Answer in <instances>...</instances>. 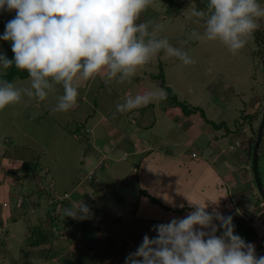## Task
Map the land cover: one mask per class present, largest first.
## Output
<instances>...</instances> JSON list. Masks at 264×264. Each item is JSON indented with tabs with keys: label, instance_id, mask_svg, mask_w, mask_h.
<instances>
[{
	"label": "rangeland",
	"instance_id": "374dc122",
	"mask_svg": "<svg viewBox=\"0 0 264 264\" xmlns=\"http://www.w3.org/2000/svg\"><path fill=\"white\" fill-rule=\"evenodd\" d=\"M200 3L201 0H174L169 7L165 2L154 0L153 5L141 14L138 23L151 20L161 25L157 33L158 38L166 37L173 46L177 47L179 46L178 41L187 40L185 49L195 63L185 65L179 59L168 57L162 51L148 64L139 68L136 76L139 77L141 69L156 74L163 69L167 85L174 90L178 100L189 106L203 108L206 118L201 112L187 115L178 105H173L171 110L164 112V122L168 121L167 117L181 122L179 129L187 139L184 150H187L189 154L192 150L200 148L211 149L210 143L219 144L221 150L223 147L225 150L242 148L241 150L250 151L264 114V53L253 34L247 39L245 47L235 55L220 41L204 39L201 35L203 33L202 24L196 25L189 19L192 8L206 10V5ZM260 4L264 7V2ZM5 13L11 18L14 14L16 15L15 10L0 11V36L5 32V26L2 24ZM258 24V28L264 30V19H260ZM0 53L8 55L9 59H14L12 42L0 40ZM7 70L0 68V73H6ZM155 78L157 83L161 82V79ZM132 80L124 83H117L115 80L101 81V77L90 81L81 80L77 105L67 113H53L52 111L58 102V97L63 94V87L59 85L56 86L57 90L50 93L44 101L23 96L20 103L0 110V226L8 230V233H5L8 239L6 245L0 244V264H59L45 253L57 249L65 250L66 243L72 238H76L79 252L74 254V261L70 262L71 264H125L122 258L127 250L121 247L125 245L123 240L132 242L134 247L132 248L136 250L145 234L155 238L157 232L153 231V225L168 223L173 218H184L194 210L189 206L188 198L202 203L207 200L217 201L216 203L209 202L207 211L212 212L213 209H218L224 216L231 215L235 228L245 221L254 225L257 232L260 233L262 230L264 232V199L259 197L261 194L256 183L253 159L250 161L248 159V163L245 162L243 153H239V157L233 159L235 164L231 174L227 175L223 169L217 172L220 175L219 180L224 182L223 185L227 181L230 188L227 191L223 189L225 193H222V197L227 199L214 196L212 187H214L217 175L207 170L201 171L187 160L182 165V173L178 171L177 166L171 167L174 173L178 172L181 179L186 178L187 181L185 185L181 183V187L186 188L185 191H182L179 199H174L177 203L182 202L180 205L183 207L176 208L178 211L172 209L168 212L169 208L162 207L160 202L155 208L153 201L145 207L151 196L140 195L138 213L134 215L136 207L132 204H125L122 197L126 194L117 184L120 179L127 183L136 182L134 183L136 186L131 185L133 188L128 186L130 190L132 189V194L136 196L135 191L139 192V186L142 187L141 182H143V174L140 173L141 179H139L137 173L133 172L136 166L129 160L118 159L125 153L124 150H134L131 146L134 137L140 135L144 138L148 135H144L147 132L142 127V122L137 125L132 123L129 117L133 118V113L129 116V112L122 114L116 112V105L123 103L126 98L123 95L126 88L133 87L135 94L143 93L137 90L139 86ZM12 82L17 88L30 87L29 77L16 76ZM100 85H104L101 90L98 88ZM156 89L159 88L153 86L148 90ZM165 92L169 97L161 100V104L165 106L169 103L174 104L175 96L169 91ZM103 115H106L104 117L109 122L106 128L95 125L96 120ZM223 121L227 124L224 125ZM221 122L223 123L220 124ZM160 124H157L154 129L158 133L164 130ZM199 125L202 131L197 129ZM228 128L230 133L223 135ZM118 133L123 138L118 140ZM237 140H240L241 146L231 149V144ZM192 141L199 145L197 149L192 148ZM115 143L119 144L116 148L117 154L113 155V152L109 151L107 155L110 157L104 158V152L101 150H110ZM259 155V168L264 184V132L259 146ZM129 159L131 160L130 157ZM99 163H103L100 168L97 166ZM96 167L98 170L92 179L89 178V172ZM94 183L109 189L103 202L107 206L108 216L104 220L105 225L113 219H117L120 224L118 235L113 233L111 236L114 238L112 241L105 238L112 232L104 234L102 232L98 234V238L94 235L96 214L71 223L70 231L61 235L60 238L59 232H56L58 226L53 229V224H47L48 221L51 222L50 218V220L46 218L45 225L43 222L41 224L38 214L50 212L53 209L54 200L46 201L41 198L39 202L41 207H33L34 201L40 198L39 189L45 187L54 189L55 186L54 193L61 196L68 194L65 197V202L68 203L70 194L76 197L77 192L75 191H78L81 186L87 191L86 197L81 196L84 199L82 201L87 203L96 196L97 189L91 188ZM31 186H35L36 192L28 195L27 192ZM21 191H23L26 211L17 208V201L22 195ZM111 199L114 204L112 203L113 205L109 208L108 203ZM4 202H7L8 206H4ZM114 205L127 207L128 217L119 218L115 211H111ZM180 209L184 210L179 212ZM57 212H61V209L58 208ZM58 213L54 211L52 214L55 220L61 215ZM86 220L87 223L84 224ZM39 223L42 226L40 230L49 233L48 240L33 244V239L30 237L36 235L37 238L38 235L30 236L28 233L29 230L35 231L33 233L38 232L39 229L35 230V227L39 226ZM214 223L218 225L219 221H214ZM204 230L208 231V229ZM217 235H219L218 232ZM250 243L255 246L260 245V241ZM5 249L8 250L7 253H4ZM256 255L259 257L261 253ZM59 256L62 259L63 255L59 254ZM119 258L122 259V263L117 260ZM62 260L65 261V259ZM70 263L67 262V264Z\"/></svg>",
	"mask_w": 264,
	"mask_h": 264
},
{
	"label": "clouds",
	"instance_id": "9594fccd",
	"mask_svg": "<svg viewBox=\"0 0 264 264\" xmlns=\"http://www.w3.org/2000/svg\"><path fill=\"white\" fill-rule=\"evenodd\" d=\"M153 2L0 0V11H16L0 36V40L12 42L14 59L0 53V68L15 65L30 78V87L22 89L0 80V110L20 103L23 96L44 101L62 85L63 94L52 111L67 113L77 105L79 81L101 77L131 82L137 70L162 51L185 65L194 64L185 49L187 40L173 46L168 38H158L160 24L151 20L138 23ZM189 19L202 24L204 39L220 41L235 55L258 29L264 7L258 0H208L206 10L192 8ZM166 99L163 89L128 95L116 105V112H130ZM188 202L193 211L184 218L153 225L157 236L145 234L125 264H264V256L256 255L255 245L235 234L231 215L224 216L218 209L207 211L209 202L217 201L202 203L188 198ZM90 212L84 201L64 210L66 217L74 219H86ZM220 229L223 232L217 235Z\"/></svg>",
	"mask_w": 264,
	"mask_h": 264
},
{
	"label": "crops",
	"instance_id": "0c3cea01",
	"mask_svg": "<svg viewBox=\"0 0 264 264\" xmlns=\"http://www.w3.org/2000/svg\"><path fill=\"white\" fill-rule=\"evenodd\" d=\"M155 74L156 73L145 71L144 69L142 71V69H141L139 72V77H137L135 75L134 78H132L133 79L132 81L134 82V84L136 83V85L139 86L137 90L139 92L143 91V93H145L147 91H150L148 89H151L153 86L158 87L159 89H163L160 85V82L157 83L155 81L156 80V78L154 77ZM102 80L104 81L107 79L101 78V81ZM166 83H167V81H166ZM82 86H83V84H82ZM103 86L104 85L98 86L99 90L104 88ZM116 86L119 87L118 85H116ZM164 91H166V90H164ZM129 92L131 94H129ZM137 94L138 93H136V94L134 93L133 87H131V88L128 87V88H126V91L123 95H124V97H126L128 95L135 96ZM168 97H169V95H167V98ZM161 102L162 101H155V102L149 103L147 106H144V107H141L138 109H134V110L129 112L130 113L129 116L132 113L134 114L133 118H132V116L129 117V118H131L132 123L137 125L139 122H142V124H143L142 127L145 128V131L147 132V133H144V135H146V134H148V135L144 136V138H142V136H140V135L134 137V139L132 140V145H131L134 150H129V151L124 150L125 153L121 157H119V158L117 157L118 159L129 160V162H131L134 166H136L133 168V172L137 173V175L139 176V179H141L140 173L143 174L142 175L143 182H141L142 187L139 186V188H140L139 192L135 191V193H137L136 196H134L132 194V191H131L132 189L130 190V188L128 187L131 185L134 186L135 185L134 183H136V182L130 181L127 183V181L124 182L122 179L117 181V184L119 186H121V190H123L126 194L124 197H122V199L126 202L125 204H129V205L132 204L133 206H135L136 209H135L134 215H136L138 213V209H139V205H140V200L138 199V197H140V195H142V196L147 195V196H151L150 197L151 199L149 198V200L146 202L145 207H148L147 204L149 202L153 201L152 204L155 208H156V204L160 202L159 204L162 207H164L166 209L169 208V209H167V210H169L168 212H170L172 209H175V211H178V209H176V208H180V206H181L180 204H182V202L179 203L180 202L179 201L177 203V201H174V199L175 198L179 199V196H180V194H182V191H185L184 189H186V188L181 187V183H184V185H185V184H187V181H186V178L181 179L178 172L174 173L172 171V168L177 166L178 171H181V173H182V169H183L182 165H184V162L186 163L187 160L189 162H191V164L193 166H195V168L196 167L198 169L200 168L201 171L207 170V172H210L213 175H217V179L215 181L214 187H212L213 192L215 193L214 196H217V198H219V199H225L226 197L225 198H223L224 196L222 197V193H225V192H223V189H226L225 191H227L230 188L228 186L227 181H225L226 179L224 180L225 184L223 185L224 182L219 180L218 177L220 175L217 174V172H219L221 169H223V171L227 175L231 174L232 173L231 170L234 169V164H235L233 159L235 157H239V153L244 154V156H245L244 160H245V162L248 163L250 161L249 150H241L242 148L241 149L239 148L240 150H225V148H223V147L221 150L220 145L214 144V143H210L211 144L210 146L212 148L209 150H207V149L203 150L201 148L198 150L197 147H199V145L196 144V142L192 141V143H191L193 146L192 148L197 149V150H192L191 154H189L187 150H184L185 149L184 145L187 142V139L184 136L183 132H181V130L179 129V127H180L179 123H181V122H178L177 119L176 120L171 119L172 117H167L166 120H168V121L164 122L165 119L163 118V116L165 115L164 112H166V110L169 111V110H171V106H173V105L177 106V105L174 102V104L169 103L167 106H165L164 104L162 105ZM168 108H170V109H168ZM104 116H106V115H103L100 119L96 120L95 125L98 124V125L102 126L103 128H106V126H108L109 122L107 121L106 117H104ZM137 118L141 119V120H136ZM173 118H174V116H173ZM158 119H159V121H158ZM186 119H188V118L186 117ZM186 122L188 123V120ZM159 123H161L160 126H162L164 128L163 132H161V133H158L157 131L154 130V129H156V125ZM183 126L185 128V125H183ZM199 127L197 129L199 131H202L200 125H199ZM194 129H195V127H194ZM229 133H230V129L228 128L227 132H223V135H226ZM118 135H119L118 140L120 138H123L120 135V133H118ZM173 136L175 138H173ZM237 141H240V140H237ZM118 145H117V143H115L114 147L110 148V150H101L104 152V155H105L104 158L110 157L109 155H107V153L109 151H112L113 155L114 154L116 155L118 152V150H116ZM193 153H196L197 155L193 156ZM129 157L131 158V160L129 159ZM248 159H249V161H248ZM182 175H184V174H182ZM156 176L158 179L156 178ZM220 184L223 186L220 187L221 186ZM207 186L211 187V185H207ZM224 186H226V188H223ZM91 188L97 189V191H95L96 196L93 197L92 201L90 200L86 204L89 206V208L91 210L89 216H92V215L94 216L95 214L97 215L96 217L94 216V218H95V221H94L95 222V225H94L95 230L93 231L94 235H96L98 238L99 237L98 234H100L102 232H103V234L112 232V233L107 234L105 237L108 240L112 241L114 238L111 236L113 235V233H114V235H118V227H120V224H119V221L117 219L111 220L108 225H105V223H104V220L108 216H107V212H106L107 206H105L103 202L105 200L104 199L105 194H108L109 189H107L106 187H101V185H99L97 183L92 184ZM219 188H220V190H219ZM87 190H89V189H87ZM111 190H113V189H111ZM111 190H110V192H111ZM75 192H77L76 197L72 196V193L71 194L69 193L71 198L69 197V200H68L69 202L67 201L68 203L65 202L64 208L61 212L58 213L57 210H54V209L50 210L52 214L54 211L58 214H61L60 217H57L54 222L48 221V223H47L45 221L46 218L48 220H50L49 217H47L48 213L38 214V218L41 221V224H42V222L44 225L46 223L50 225V223H51L54 225L53 229H56V227L58 226L56 229V232H59V235H58L59 238L61 235L66 234L67 231H70V228H71L70 224L71 223L77 222L79 220V219H74L72 217H65V214H64V210L66 208H71L72 203L81 202L82 200H84L82 198L83 197L82 195H84L85 197L87 195L86 194L87 191L84 188H82L81 186H79V190L75 191ZM100 199L102 201H100ZM171 200H172V202H171ZM112 203L114 204L113 199H111L108 203L109 208H111V205H113ZM161 206H158V208H161ZM112 208L113 209H111V211L112 212L115 211V214L117 216H119V218H127L128 217V212H127L128 208L127 207H122L120 205H114V207H112ZM117 208H118V210H117ZM183 210L180 209L179 212L183 211ZM45 215H46V217H45ZM85 223H87V220H86V222H84V224ZM109 228H111V229H109ZM35 230H37V229L35 228ZM46 231L50 232V230H48V229H46ZM64 231H66V232H64ZM30 232H32L31 234H33V235L37 234L39 237H41L40 240L42 241L43 232L41 230H39L38 232L36 231V233H33V232H35L33 230H31V231L29 230L28 235H31ZM47 234H49V233H47ZM35 237H36V235H35ZM39 237H38V239H39ZM40 240H39V242H40ZM47 240H48V237H47ZM123 242L125 245L122 244L123 246H121V247L123 249L127 250V253L125 254L124 258H122L123 260H125L126 257L129 255V253L134 252L135 250H133L134 247L132 246V244H133L132 242H130V241L127 242L125 240H123ZM56 248H58V246H56ZM64 248H65V250L64 249L63 250L57 249V250H53V251H50L49 253H45V254H46V256L51 257L54 260V262L57 261L59 264H67V262H69V263L73 262L74 261V254H77L79 252V250H78L79 245L77 243L76 238L69 239V241L66 243ZM43 254H44V252H43ZM56 254H58V255L54 256ZM59 254L63 255L61 257H62V259H65V261H63L60 258ZM122 259L119 258L117 260L120 263H122L121 262Z\"/></svg>",
	"mask_w": 264,
	"mask_h": 264
},
{
	"label": "trees",
	"instance_id": "16d2710c",
	"mask_svg": "<svg viewBox=\"0 0 264 264\" xmlns=\"http://www.w3.org/2000/svg\"><path fill=\"white\" fill-rule=\"evenodd\" d=\"M160 1H162V2H165V3H167L168 5L167 6H171L173 3H174V0H160ZM258 2L259 3H262V2H264V0H258ZM201 3H203L204 5H206L207 6V3H208V0H201ZM200 3V4H201ZM3 19H2V24H3V26H5L6 25V23L8 22V21H10L11 19H13L14 17H15V14H14V17L13 18H11V16H7V14L5 13V15H3ZM255 33H257V34H254L253 33V35H254V37H255V40H256V42L258 43V45L260 46V48H261V50L263 51V53H264V44H263V42L259 39V37L258 36H261L263 39H264V30H262V29H260V28H258L257 30H256V32ZM256 35H258V36H256ZM5 46H6V44H5ZM5 48V47H4ZM4 51V50H3ZM263 57H264V55H263ZM7 58H10V57H8V55H7ZM264 59V58H263ZM263 64H264V60H263ZM18 77V76H20V78H27V77H29V75H28V73L26 72V71H22V70H19V69H17L16 67H15V65H13L12 67H10L8 70H7V72L6 73H0V79L1 80H8V81H10V82H12V80L15 78V77ZM154 77H158L159 79H161V82H160V85H161V87L164 89V90H166V91H169L171 94H173L174 96H175V99H174V101H175V104L176 105H178V106H180V107H182V110L184 111V113L185 114H187V115H191V114H194V113H197V112H201L202 113V115H203V117H205L206 118V115H205V111L203 110V108H201L200 106H189V105H187L185 102H183V101H180V100H178L177 99V97H176V93L174 92V90L169 86V85H167V83H166V78H165V71L163 70V69H161V71L158 73V74H155L154 75ZM60 87L62 86V85H59ZM57 90V89H56ZM264 110V109H263ZM224 122V121H223ZM223 122H221L220 124H222ZM227 123H225L224 122V125H226ZM262 137H263V133H262ZM261 141H262V138H261ZM261 141H260V144H261ZM253 144H251V149H250V151H249V157H250V159H253V149H254V144H255V140L252 142ZM259 159H260V155H258V167H259ZM102 167V166H101ZM98 169H96V171H97ZM259 173H260V177H261V171H260V168H259ZM261 181H262V178H261ZM53 182V181H52ZM53 185H54V183H53ZM262 185H263V187H264V184H263V182H262ZM38 186V185H37ZM35 186H31V188L28 190V192H27V194L28 195H30V194H35V192H36V188H34ZM34 188V189H33ZM37 189H39L38 187H37ZM40 191H39V195L38 196H40V198L37 200V201H34V205H33V207H37V206H40L41 207V204L39 203V202H41V198H44L46 201L47 200H50V199H53L54 198V191H55V186H54V190H52V189H47V187H45L44 189H39ZM21 193H22V195L21 196H23L24 197V195H23V191H21ZM66 194V193H65ZM261 199H262V196H259ZM258 197V198H259ZM40 200V201H39ZM260 200V199H259ZM264 201V200H263ZM36 204V205H35ZM64 204H65V200H59V199H56V201H54V203H53V209L54 210H57L58 211V208L59 209H61V211L63 210V208H64ZM263 204V203H262ZM32 207V206H31ZM32 207V208H33ZM264 207V206H263ZM18 208V207H17ZM264 209V208H263ZM261 210V209H260ZM259 210V211H260ZM26 211V210H25ZM45 217H46V215H45ZM47 217H49L50 219H51V221H54L55 220V218H54V216L52 215V213H51V211L50 212H48V214H47ZM57 218V217H56ZM255 226L253 225H251L250 223H248V222H245V221H243V222H241L240 224H238L237 226H236V228H235V234H238V235H240L246 242H248V243H250V242H253V243H255L256 241H260V245H258V246H255V251H256V254H260L261 253V255L260 256H264V232H263V230H262V232H257L256 231V229L254 228ZM4 227H2V226H0V229H3ZM6 228V227H5ZM36 229H42V226H41V224L39 223V226H37V227H35ZM7 230V229H6ZM8 231V230H7ZM222 232H223V229L221 230L220 229V231L218 232V234L219 235H221L222 234ZM7 234V233H6ZM32 235V234H31ZM30 235V236H31ZM29 236V237H30ZM39 237V236H38ZM38 237L36 238L35 236L34 237H30V238H32L33 239V244H37L38 242H39V240H40V238L41 237H39V239H38ZM43 239H42V241H46L47 240V237H48V234L46 233V232H43ZM45 238V239H44ZM7 238H6V236H5V233H0V244L3 246H5L6 245V243H7ZM41 241V240H40ZM3 250V248L1 249V251ZM7 249H5V252L4 253H7Z\"/></svg>",
	"mask_w": 264,
	"mask_h": 264
},
{
	"label": "water",
	"instance_id": "95a60500",
	"mask_svg": "<svg viewBox=\"0 0 264 264\" xmlns=\"http://www.w3.org/2000/svg\"><path fill=\"white\" fill-rule=\"evenodd\" d=\"M255 32H254V34H257ZM256 36H258V35H256ZM258 37L264 44V39L261 36H258ZM263 131H264V114H263L262 123H261L260 128H259L258 133H257V137L255 140L254 149H253V168H254L256 183H257V186L259 188V192H260L262 198L264 199V187L262 185V181H261V177H260V173H259V167H258L259 146H260V141L262 138Z\"/></svg>",
	"mask_w": 264,
	"mask_h": 264
},
{
	"label": "built area",
	"instance_id": "2783aa9c",
	"mask_svg": "<svg viewBox=\"0 0 264 264\" xmlns=\"http://www.w3.org/2000/svg\"><path fill=\"white\" fill-rule=\"evenodd\" d=\"M239 147V146H241V143L239 142V141H237L236 142V144L234 145H231L230 146V148L231 149H234L235 147ZM193 156H196V153H194L193 154ZM103 165V163H99V165H97L99 168L101 167ZM98 167H96L95 169H92L90 172H89V178H91L92 179V177H93V175H94V173L96 172V169H98ZM52 185H53V182H52ZM45 186V185H44ZM50 187H51V184H50ZM44 188V187H43ZM52 190H54V189H52ZM56 193H54V198L53 199H50V201H56V199H59V200H65V197L68 195L67 193L66 194H64L63 196H61V195H58V194H56ZM53 201V202H54ZM4 206H8V203L7 202H4ZM17 207L18 208H21V209H23L24 211L25 210H27V208L24 206V197L23 196H20L19 197V199H18V201H17ZM0 233H8V231L6 230V228L4 227L3 229H0Z\"/></svg>",
	"mask_w": 264,
	"mask_h": 264
}]
</instances>
